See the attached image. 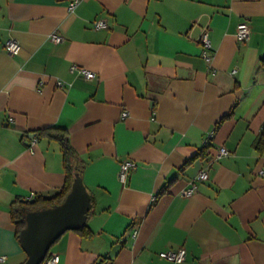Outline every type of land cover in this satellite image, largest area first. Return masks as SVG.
<instances>
[{
    "label": "crops",
    "instance_id": "obj_1",
    "mask_svg": "<svg viewBox=\"0 0 264 264\" xmlns=\"http://www.w3.org/2000/svg\"><path fill=\"white\" fill-rule=\"evenodd\" d=\"M73 1L0 0V264L27 260L11 204L64 186L60 143L35 133L51 127L93 201L90 235L52 245L58 264H173L159 253L179 247L186 264H264V0Z\"/></svg>",
    "mask_w": 264,
    "mask_h": 264
},
{
    "label": "water",
    "instance_id": "obj_2",
    "mask_svg": "<svg viewBox=\"0 0 264 264\" xmlns=\"http://www.w3.org/2000/svg\"><path fill=\"white\" fill-rule=\"evenodd\" d=\"M33 203L34 199H24ZM91 197L79 173L64 202L58 206L26 214V227L19 233V241L27 254L24 264H42L52 245L67 230L81 228L91 209Z\"/></svg>",
    "mask_w": 264,
    "mask_h": 264
},
{
    "label": "trees",
    "instance_id": "obj_3",
    "mask_svg": "<svg viewBox=\"0 0 264 264\" xmlns=\"http://www.w3.org/2000/svg\"><path fill=\"white\" fill-rule=\"evenodd\" d=\"M35 133L38 138L47 137L50 139H54L60 143L63 163L66 169V180L61 190L52 197L44 198L42 196L35 195V201L33 203H23L20 202V200H16L11 204V216L16 226L17 234H19L20 231L26 227L27 213L35 212L41 209L51 208L62 204L71 190L75 175L79 173L82 177L84 169V164L79 160L78 155L74 152V150L68 143L66 130L51 127L42 130H37L35 131ZM254 148L258 153H264V123L261 126L260 132L254 144ZM202 155L204 154L202 153ZM91 202L93 203L92 199ZM88 214H90V211L87 213V216ZM76 230L82 235H90V232L85 225Z\"/></svg>",
    "mask_w": 264,
    "mask_h": 264
},
{
    "label": "built area",
    "instance_id": "obj_4",
    "mask_svg": "<svg viewBox=\"0 0 264 264\" xmlns=\"http://www.w3.org/2000/svg\"><path fill=\"white\" fill-rule=\"evenodd\" d=\"M79 1L78 0H74L73 2H71L70 4V9H74L77 5H78ZM94 28L96 30H100V29H106L108 28V23L106 22V20L103 19H98L94 21ZM250 36V29L249 26L246 22H242L241 24L238 25V31H237V38L240 41H246L249 39ZM53 39L55 41H59L60 38L58 36H53ZM200 42L203 44L205 51L203 53L204 57L206 60H210V57L207 55L206 51L210 48V41H209V37L208 34L206 32H204L200 38ZM5 50L8 52V54L10 55H16L18 54L19 50H20V45L19 43L14 40V39H9L6 41L5 45ZM71 71L75 72L77 71L79 74H81L85 79L87 80H91L94 79L96 74L84 67H80V66H72L71 67ZM59 84H61L59 82ZM128 116V113L126 111L122 112V118H125ZM230 152L223 146H221L220 148H218L217 153H216V158H221L223 156H227L229 155ZM135 164L133 162H124L120 165V170H119V178L120 181L125 183L128 177V172L129 170L134 167ZM208 178V174L207 171H201L198 176L196 177V180L199 181H204L207 180ZM196 190V187L194 184H192V186L188 189H186L184 191V195L185 196H190L191 194H193ZM159 256L162 259H165L173 264H186V251L184 248L179 247L176 249H170V250H166V251H162L159 253ZM4 258H1V260H3ZM59 263V256L58 255H48L45 260H44V264H58Z\"/></svg>",
    "mask_w": 264,
    "mask_h": 264
}]
</instances>
